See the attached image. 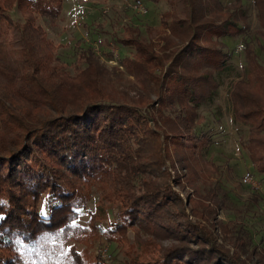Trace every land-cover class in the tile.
Instances as JSON below:
<instances>
[{"label":"trees","instance_id":"16d2710c","mask_svg":"<svg viewBox=\"0 0 264 264\" xmlns=\"http://www.w3.org/2000/svg\"><path fill=\"white\" fill-rule=\"evenodd\" d=\"M139 1L168 7L155 40H139V29L137 39L115 37L130 52L108 69L101 56L112 52L57 56L65 45L55 47L39 21L54 26L63 0H0V264H90L75 242L97 233L119 248L130 230L145 240L123 264H241L245 246L258 252L240 221L220 222L216 235L208 203H220L221 190L195 180L214 142L212 106L232 75V122L247 129L240 145L264 176V0ZM239 37L241 69L227 44ZM179 168L195 188L190 223L172 190Z\"/></svg>","mask_w":264,"mask_h":264},{"label":"rangeland","instance_id":"374dc122","mask_svg":"<svg viewBox=\"0 0 264 264\" xmlns=\"http://www.w3.org/2000/svg\"><path fill=\"white\" fill-rule=\"evenodd\" d=\"M228 1L231 0H224V2ZM132 3L133 0H63L61 15L54 26L43 20H40L39 23L44 27L48 38L54 42L55 47L58 44L65 45L56 51L62 61L73 63L76 52L80 48L92 47L99 55H102L103 51L113 53V58L110 61L101 56L105 67L111 69L112 66L117 65L119 57H124L130 52L116 43L114 38L134 39L136 37L134 32L139 29V40L150 37L155 40L156 32L154 33V31L159 26V16L168 8L164 2L153 4L149 1H141L145 13H140L130 8ZM248 4L246 5L247 9L251 7ZM21 14L20 11L15 12L13 19L21 18ZM249 23L250 31L253 33L257 28L253 13L249 17ZM126 25L131 27L129 31L133 33L126 30ZM148 28H153L152 36L147 32ZM242 39L244 38L239 37L234 41H227L230 49H234V61L237 69L243 67ZM259 39L264 43V37ZM103 40H107L108 44L105 45ZM15 42L16 35L10 31L8 43L14 45ZM100 42L103 44L100 45ZM251 45L260 54L256 35L253 36ZM260 57L262 58V55ZM129 79L132 80V77ZM235 79H237L236 75H232L224 80L218 98L212 106L217 114L213 118L215 123L214 142L208 147L202 158H199L196 171L200 179L195 180V185L199 184L202 189L214 187L221 190L217 198L220 203L213 200L208 203L210 208L215 210L212 229L216 235L220 236V231L215 226L220 222L237 220L245 224L249 230L252 244L257 245L258 252L252 251L251 245L250 247L245 246L243 252L238 253L239 262L241 264H264V176L254 171L246 151L240 145L239 136L245 138L247 129L232 122V106L228 93L231 82ZM198 151L195 150V153L198 154ZM246 173L252 175L253 184L241 183V179ZM175 175L178 176L175 180H178L180 184L176 186L171 181V185L172 190L182 202L179 209L187 215V220L183 219V221L193 222L195 217H192L191 210L192 200L196 197L195 188L187 181L188 174L183 169L179 168ZM189 178L195 179L193 176H189ZM202 192L199 193L206 197L207 193ZM89 207L90 211L81 213L78 219L82 226L87 225L90 214L94 211L93 205ZM103 220L105 221V219ZM103 223L101 221L97 225L102 226ZM96 235L88 237L87 242H75L73 245L77 253H82L86 262L90 264H96L97 261L123 264L129 253L140 252L139 246L145 240L143 234L130 230L126 234L127 242L122 241L119 248H116L114 244L108 243L99 234L96 233ZM218 243H222V241L218 240ZM225 244L227 246L225 248L232 255V247L228 243ZM171 245L169 241L162 242L163 248H168ZM188 245L190 249H197L193 244ZM204 248H208V246ZM0 253L3 252L0 251Z\"/></svg>","mask_w":264,"mask_h":264},{"label":"built area","instance_id":"2783aa9c","mask_svg":"<svg viewBox=\"0 0 264 264\" xmlns=\"http://www.w3.org/2000/svg\"><path fill=\"white\" fill-rule=\"evenodd\" d=\"M130 8H132L133 10H136V11H138V12H140V13H141V12H142V13H145V9L143 8V6H142V4H141V2H140L139 0L133 2V3L131 4ZM252 180H253L252 175H251L250 173H246V174L242 177V179H241V183H242V184H245V185H247V184H253V183H252Z\"/></svg>","mask_w":264,"mask_h":264}]
</instances>
